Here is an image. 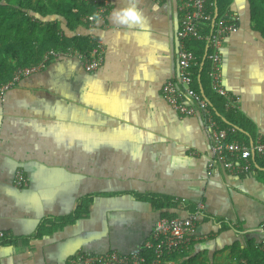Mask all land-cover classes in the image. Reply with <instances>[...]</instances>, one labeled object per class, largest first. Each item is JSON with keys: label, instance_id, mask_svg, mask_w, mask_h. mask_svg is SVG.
I'll list each match as a JSON object with an SVG mask.
<instances>
[{"label": "crops", "instance_id": "0c3cea01", "mask_svg": "<svg viewBox=\"0 0 264 264\" xmlns=\"http://www.w3.org/2000/svg\"><path fill=\"white\" fill-rule=\"evenodd\" d=\"M106 1L104 19L90 27L71 32L54 16L67 35L103 41L97 70L74 57L52 59L0 94V233L15 239L0 243V264L128 254L159 218L186 216L198 204L197 238L172 255L175 264H254L264 251V165L235 175L216 164L209 173L201 118L179 114L162 95L177 69V1ZM129 6L139 19L118 22L113 11ZM226 13L238 29L220 47L223 86L242 116L241 141L252 144L264 139V36L248 0H232ZM17 170L24 187L15 184ZM81 199L86 214L69 220Z\"/></svg>", "mask_w": 264, "mask_h": 264}, {"label": "built area", "instance_id": "2783aa9c", "mask_svg": "<svg viewBox=\"0 0 264 264\" xmlns=\"http://www.w3.org/2000/svg\"><path fill=\"white\" fill-rule=\"evenodd\" d=\"M88 1V0H86ZM96 4V16L83 15L80 20L90 27L96 20L104 19L107 12L106 0H91ZM160 3L162 0H154ZM177 10L181 13V21L176 30L177 37V69L174 78L167 79L162 86V95L166 102L181 115H198L201 118L202 129L209 146L210 161L207 166L209 173L214 165H221L227 172L235 175H246L254 169L256 158L264 161V139L258 136L252 144L239 139H228L234 133L235 126L221 127L215 118L209 100L202 92L192 87L193 69L197 64V57L187 47L191 40L203 41L209 49L208 59L210 66V86L212 90L224 99L226 109H237V103L223 86L221 73L220 47L223 39L238 29V18L226 16H211L206 9V0H176ZM209 24V32H203V26ZM91 45L85 49L69 47L67 50H47L42 59L29 66L17 67L11 77L0 82V94L16 84L22 77L41 70L50 61L64 57H74L82 62L85 71L97 70L104 60L103 41L95 36L88 35ZM15 184L18 187L27 185V179L21 170L15 173ZM203 205L198 204L196 209L186 216L159 218L152 230L151 236L143 247L121 254L111 250L104 253L78 252L72 259L73 263L80 264H175L172 255L186 251L192 241L197 238L196 228L198 219L203 212ZM1 236V233H0ZM264 247V236L259 242ZM143 249H149L151 257L147 259ZM251 264V263H247Z\"/></svg>", "mask_w": 264, "mask_h": 264}, {"label": "trees", "instance_id": "16d2710c", "mask_svg": "<svg viewBox=\"0 0 264 264\" xmlns=\"http://www.w3.org/2000/svg\"><path fill=\"white\" fill-rule=\"evenodd\" d=\"M231 2L232 0H206L205 9L212 17L215 9L217 15L221 16L229 10ZM248 7L254 29L264 36V0H248ZM86 14L96 16V4L86 0H0V82L7 81L17 67L38 63L47 50H67L72 46L78 49L88 48L92 43L88 35H67L60 20L55 18L57 16L66 21V27L72 32L82 23L80 18ZM203 32H209L208 23L203 26ZM205 46L203 41L187 42V47L197 57V64L192 71V87L207 97L221 127L239 128L243 126L242 116L236 114V110L226 109L223 97L215 93L210 86L207 57L209 49ZM243 135L236 129L228 135V139L241 140ZM257 160L259 165H264L263 160L256 158L255 161ZM162 204L160 203V206ZM168 204L170 202L166 201L163 206ZM87 205L88 200L81 199L69 220L85 215ZM14 240L11 236L1 233V244ZM141 252L147 258L151 257L149 249H143ZM258 252L253 262L264 264V251Z\"/></svg>", "mask_w": 264, "mask_h": 264}, {"label": "clouds", "instance_id": "9594fccd", "mask_svg": "<svg viewBox=\"0 0 264 264\" xmlns=\"http://www.w3.org/2000/svg\"><path fill=\"white\" fill-rule=\"evenodd\" d=\"M156 7H157L156 5H153L154 10ZM113 17L118 22H126V18H131L134 21L139 19V15L133 6H129L124 9H115L113 11Z\"/></svg>", "mask_w": 264, "mask_h": 264}, {"label": "water", "instance_id": "95a60500", "mask_svg": "<svg viewBox=\"0 0 264 264\" xmlns=\"http://www.w3.org/2000/svg\"><path fill=\"white\" fill-rule=\"evenodd\" d=\"M214 16H215V17L217 16V11H216V10H215Z\"/></svg>", "mask_w": 264, "mask_h": 264}]
</instances>
